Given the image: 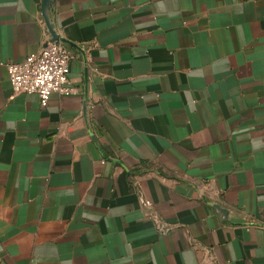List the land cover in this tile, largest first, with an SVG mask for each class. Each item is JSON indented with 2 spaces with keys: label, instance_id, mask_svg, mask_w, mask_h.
<instances>
[{
  "label": "crops",
  "instance_id": "1",
  "mask_svg": "<svg viewBox=\"0 0 264 264\" xmlns=\"http://www.w3.org/2000/svg\"><path fill=\"white\" fill-rule=\"evenodd\" d=\"M43 1L0 0V264H264V0H51L45 107Z\"/></svg>",
  "mask_w": 264,
  "mask_h": 264
},
{
  "label": "built area",
  "instance_id": "2",
  "mask_svg": "<svg viewBox=\"0 0 264 264\" xmlns=\"http://www.w3.org/2000/svg\"><path fill=\"white\" fill-rule=\"evenodd\" d=\"M75 58L76 55L65 43L50 39L41 50L30 53L22 62L6 63L13 92L36 94L44 107L54 93L61 95L78 93L69 77ZM87 59L91 60V57L88 56ZM144 203L149 209L152 208L151 201L146 200ZM157 222L160 230L168 229L163 222L159 220Z\"/></svg>",
  "mask_w": 264,
  "mask_h": 264
},
{
  "label": "water",
  "instance_id": "3",
  "mask_svg": "<svg viewBox=\"0 0 264 264\" xmlns=\"http://www.w3.org/2000/svg\"><path fill=\"white\" fill-rule=\"evenodd\" d=\"M50 8H51V0H44L43 1V6H42V15L44 17L45 20V24L46 27L51 35V41H60L63 43L68 42V40H66L64 37L60 36L57 31L55 30V27L51 21L50 18ZM73 45H75L74 43H72ZM78 48L82 51V53H85V50L82 48V46H78ZM85 57L86 55L83 54ZM215 207L219 210H221L222 212H227V210L221 205V204H216Z\"/></svg>",
  "mask_w": 264,
  "mask_h": 264
}]
</instances>
